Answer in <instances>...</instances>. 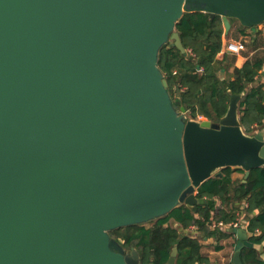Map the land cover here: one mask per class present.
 <instances>
[{
	"label": "water",
	"instance_id": "obj_1",
	"mask_svg": "<svg viewBox=\"0 0 264 264\" xmlns=\"http://www.w3.org/2000/svg\"><path fill=\"white\" fill-rule=\"evenodd\" d=\"M195 12L257 33L264 0H0V264H141L111 231L193 208L223 169L247 182L264 167L243 94L199 120L169 93L159 54L186 53L177 24ZM246 224L232 264L253 247Z\"/></svg>",
	"mask_w": 264,
	"mask_h": 264
},
{
	"label": "trees",
	"instance_id": "obj_2",
	"mask_svg": "<svg viewBox=\"0 0 264 264\" xmlns=\"http://www.w3.org/2000/svg\"><path fill=\"white\" fill-rule=\"evenodd\" d=\"M234 20V19H233ZM231 20V23L233 22ZM186 53L175 45L164 46L159 54V69L168 82L169 93L189 116L217 120L223 117L233 94H243L240 120L245 133L253 135L264 130V81L260 80L264 56L249 59L242 68L228 72L235 62L230 54L219 57L225 30L220 16L212 19L203 12L185 13L177 24ZM249 35V29L239 27ZM264 30L250 42L252 49L264 44ZM233 173L242 169L226 168L204 183L198 190V204L193 208L181 205L150 226L133 225L113 232L125 246L139 251L141 264H166L174 247L179 253L176 264H212L203 253L201 239L213 240L216 251L220 243L232 238L238 243L234 229L224 231L217 225L235 224L247 216L249 244L242 252L244 264H264V167L254 169L247 182L233 180ZM195 230L200 238L186 234ZM257 231L259 233H257ZM263 246V251L259 247Z\"/></svg>",
	"mask_w": 264,
	"mask_h": 264
},
{
	"label": "crops",
	"instance_id": "obj_3",
	"mask_svg": "<svg viewBox=\"0 0 264 264\" xmlns=\"http://www.w3.org/2000/svg\"><path fill=\"white\" fill-rule=\"evenodd\" d=\"M236 21V20H235ZM262 25H264V24H261L260 26H259V32L260 31H262V30H264L263 29V27H262ZM240 26H242L241 24H239V25H237L236 26V23H234V25H233V22H232V29L231 30H233L234 28H235V33L237 34V35H239L240 36V39H238V40H235V39H233V38H230L229 37V35H224V38H223V47H225V45L227 44V42H229V41H244L245 42V44H246V49L241 53V54H239V55H236V54H230L231 56H233L234 58H235V62H234V64H233V66L231 67V69L229 70V72H228V76H230L232 73H233V71H234V68H242L244 65H245V63L249 60V59H252L253 57H255V56H258V57H262V56H264V44H262V46H260L259 48H256V50L255 49H252L251 47H250V42L251 41H253L254 39H253V37L254 38H256V35L259 33V32H255V33H252L251 31H250V29H249V35H243V34H241L240 32H239V27ZM244 27V26H243ZM246 28V27H245ZM231 32V31H230ZM246 38H249V42H248V45H247V39ZM261 40H264L262 37L260 38V42H261ZM228 54V53H227ZM219 57L220 58H222L223 57V55H221V54H219ZM260 80L261 81H264V68H263V71H262V76L260 77ZM258 132V131H257ZM257 132H255V133H257ZM240 176H242V177H240ZM244 176H245V173L244 174H240V173H233V175H232V179L233 180H242V181H244ZM244 220H247V216H246V213H242V215H241V221H240V223L242 224V222L244 221ZM235 236H236V234H235ZM236 239H237V236H236ZM213 242V240H206V239H204L203 240V242H207V243H209V242ZM237 241H238V239H237ZM259 249H260V251H263V246H261V247H259ZM231 263V262H230ZM229 263V264H230ZM213 264V263H212Z\"/></svg>",
	"mask_w": 264,
	"mask_h": 264
},
{
	"label": "rangeland",
	"instance_id": "obj_4",
	"mask_svg": "<svg viewBox=\"0 0 264 264\" xmlns=\"http://www.w3.org/2000/svg\"><path fill=\"white\" fill-rule=\"evenodd\" d=\"M235 20L236 19L233 20V25L234 23H236V26L239 25L240 23L237 20L236 21ZM262 27L264 29V25H262ZM229 34H230L229 35L230 38H233L235 40L240 39V36L235 33V28L231 30ZM246 39H247V45H248L249 38H246ZM198 119L205 120L204 118H198ZM143 225L150 226L151 222L145 223ZM186 234H190L191 236L200 238V233L196 232L195 230L186 231ZM201 241L204 245L203 253L210 258V261L213 264H229L232 261L233 255L236 251L237 244H238V243H235L232 238L226 239L220 243V245L223 246V249L220 251H216L215 244L212 241L209 243L203 242V239H201Z\"/></svg>",
	"mask_w": 264,
	"mask_h": 264
},
{
	"label": "built area",
	"instance_id": "obj_5",
	"mask_svg": "<svg viewBox=\"0 0 264 264\" xmlns=\"http://www.w3.org/2000/svg\"><path fill=\"white\" fill-rule=\"evenodd\" d=\"M246 49V44L244 41H229L227 42V44L225 45V47H223L222 51H221V55H224L226 53L228 54H236V55H239L241 54L244 50ZM218 227H220V229L222 230H226V231H229L231 229H237V228H240L241 227V223L238 222V223H235V224H228V225H225L223 223H219L217 225ZM257 233H259L257 231Z\"/></svg>",
	"mask_w": 264,
	"mask_h": 264
},
{
	"label": "flooded vegetation",
	"instance_id": "obj_6",
	"mask_svg": "<svg viewBox=\"0 0 264 264\" xmlns=\"http://www.w3.org/2000/svg\"><path fill=\"white\" fill-rule=\"evenodd\" d=\"M117 230H118V229H117ZM114 231H116V230L111 231V232H110V235H111L112 238L115 239L114 234H113ZM193 237H194V236H193ZM196 238H198V237H196ZM118 240H121V239H118ZM123 242H124V241H123ZM123 247H124V249L126 250V253L129 254V255H131L133 249H136L135 247H132V246H130V247L127 248V247L125 246V242L123 243ZM136 250H137V249H136ZM138 252H139V251H138ZM230 264H232V263H230Z\"/></svg>",
	"mask_w": 264,
	"mask_h": 264
}]
</instances>
